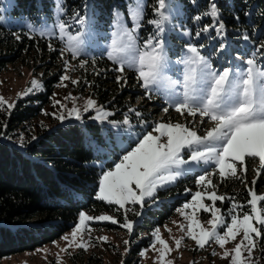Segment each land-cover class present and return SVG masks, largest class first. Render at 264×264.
Masks as SVG:
<instances>
[{
    "label": "snow or ice",
    "instance_id": "6c2138e0",
    "mask_svg": "<svg viewBox=\"0 0 264 264\" xmlns=\"http://www.w3.org/2000/svg\"><path fill=\"white\" fill-rule=\"evenodd\" d=\"M55 2L57 16L54 28L59 29V39L65 44L61 49V55L66 51L75 59L83 51V32L73 35L68 31L71 24L60 19V14L66 11L63 0H55ZM156 5L153 8L156 18L148 20L149 24L155 26V32L148 36L142 47L138 46L136 33L144 17L143 0H133L128 6L131 28L127 27L120 18V13L115 14L113 20L115 31L112 32L107 58L117 65L113 71L123 73L126 66L134 69L137 80L142 81L141 87L145 89L149 99L152 91L159 92L165 96L169 106L174 107L177 113L192 117L193 120L189 124L156 122L151 131L144 133L135 141L133 147L123 150V154L113 162L112 167L102 170L96 199L117 205V211L123 209L124 223L121 226L131 233L134 222L128 219L127 214L131 211L136 216H140L141 212L136 211L135 208H127L126 205H140L143 208L146 199L155 200L159 190L166 189L181 176L194 171L195 167L201 164L214 165L212 172L204 171L202 175L196 177V185L202 186L205 190L193 193L191 200L177 209V212L188 222L186 225L181 223L178 227L201 249L210 242L219 245L224 249L222 258L229 259V264H256L253 259V251L256 248L255 238L264 239V206L258 207V204L264 205V194H257L254 191L256 185L254 178L251 181L253 188L248 189L250 199L240 203L235 197L218 195L211 176L218 174L221 181L232 178L244 182L243 173L247 171L246 160L258 159L259 166L254 170L257 177L264 171V63L260 62L264 60V51H262L264 41L260 42L248 58L238 56L237 59H241L240 65L234 68L225 67L222 70L214 68L210 60L201 54L200 49L204 45L201 44L198 48L189 43L186 45L188 55L180 61L184 65L183 79L171 81L163 74L167 53L162 36L166 32L165 25L171 22L168 5L166 0H156ZM202 15L210 16L213 24L205 25L197 31L196 37H200L202 32L207 33L211 27H216L218 36L224 34V23L219 21L217 25L219 10L215 2L210 3L208 10L195 16L194 19L199 21ZM69 20L81 26L86 23V17L81 16L79 11H74ZM39 34L55 35V32L41 30ZM16 39L20 37L17 36ZM243 39L248 41L249 37L245 34ZM49 48L55 50L52 49L51 44ZM220 48L223 49L224 44H221ZM86 63L87 61L81 60L80 66L83 67ZM64 64L65 69H68V61ZM60 79L64 81L70 78L65 74ZM116 79L117 83L122 80L126 83L122 75L117 76ZM72 83L75 84L77 81L73 80ZM179 84H182L183 91L178 93L175 87ZM31 85L18 95L26 96L34 89L42 88L41 82L36 79L31 81ZM65 99L75 101L71 95ZM53 103L54 106L60 104L59 101ZM13 107L14 104L0 96V109L7 111ZM60 107L66 108V105L60 104ZM93 108L96 110L95 117H92L94 120L104 121L111 115L103 109V106H97L93 99H87L83 111L88 112ZM163 111L167 113L169 108L165 107ZM129 112H135L137 117L141 116V113L133 108H130ZM52 115L61 121L66 119L63 114ZM73 115L77 120L82 116L80 108L76 107L75 103L67 110V116ZM196 117H199L200 124L207 122L212 125L202 135L195 130ZM109 123L115 127H120L121 124L131 127L127 113L122 122L109 121ZM2 135L3 133H0V136ZM32 139L37 138L33 136ZM20 144L21 146L24 144L22 136ZM208 186H211V190H207ZM205 199L211 201V204H206ZM226 200L231 206L226 212H222L216 207V202ZM189 208L192 209L191 213L186 211ZM200 210L211 214L212 218L207 221L211 225L210 228L203 227L197 218L196 213ZM91 221L118 223L113 216L106 214L90 216L81 211L70 235L63 237L67 245L62 251H67L73 245L87 250L89 244L85 241L83 233L91 232L88 223ZM153 237L151 247L159 254L158 264H173V261L166 260V255L172 249L161 237L159 229L154 230ZM184 238V236L179 239L174 238L177 249ZM91 239L89 235L88 240ZM95 239L98 242L108 240L106 236ZM230 241L235 242V245L228 249L225 245ZM157 242L160 248H156ZM124 243L128 244V241ZM146 252L147 250H143L140 255L145 256ZM212 254L218 255L215 251Z\"/></svg>",
    "mask_w": 264,
    "mask_h": 264
},
{
    "label": "rangeland",
    "instance_id": "374dc122",
    "mask_svg": "<svg viewBox=\"0 0 264 264\" xmlns=\"http://www.w3.org/2000/svg\"><path fill=\"white\" fill-rule=\"evenodd\" d=\"M133 0H128L126 8L115 7L112 12V19L108 26L104 25L103 19L99 17L96 8L92 10L88 3L85 4L81 16L86 17V23L81 26L70 21L69 18L73 15L66 17L65 13L60 14V19L66 23H70L68 31L75 35L77 32H83V51L81 55L75 59L72 58L71 53L64 52L60 54V61L63 64L64 72L63 75H67L70 79L61 81L56 84L54 92L52 94L51 103L45 105L42 114L34 118L32 123H28L25 130L16 133L14 136H0V139L13 138L20 142L21 136L23 140L31 138L34 133L35 123H44V125H51L55 122H64L67 120L77 121L84 123L85 121H96L101 125V129L105 132L106 144L104 143H93V146L98 151H105L101 154V159L98 160L99 166L102 170L112 167L114 161L118 160L119 156L123 154V150H129L134 146L135 141L142 137V135L152 130V127L156 122H171V123H185L189 124L193 118L186 115L182 116L177 113L174 107L169 106V102L165 96L159 92L152 91L151 99L145 93V89L141 87L142 81L137 80V73L134 69L125 67L123 73L115 72L117 76H123L126 80L121 81V85L129 87L130 90L126 97L127 106L120 108V106H111L107 101H99L93 95L86 92H79L75 84L72 83L76 80V74L81 68L80 61H97V56H105L107 58L108 46L111 43L112 32L115 31L113 26V20L116 13L121 14V19L125 22L127 27H132L131 19L128 16V6ZM13 0H0V22L8 26H16L18 28H24L31 35L41 36L39 33L41 30H53L55 35H45L43 37H58L59 29L54 28L56 23V2L54 0L52 17L41 16L39 18H29L19 15H13L10 12ZM144 4V17L141 22V27L137 30V43L138 46L142 47L144 41L147 40L150 34H154L155 26L148 23V20L154 19L155 14L151 17L146 18V0H143ZM168 5V15L170 16V23L166 24V32L162 38L165 41V50L167 53L166 66L163 69V74L166 78L171 81H182L184 65L180 63L186 55H188L186 45L191 43L199 48L202 44L204 47L200 49L201 54L207 57L212 63L213 67L217 70H222L225 67L234 68L241 64V61L233 60L232 54L226 50L222 52L221 48H213L209 40H203L200 37H196L195 33L191 29V19L184 13L182 3L180 0H166ZM188 33V34H186ZM190 34V35H189ZM63 47L65 44L63 42ZM108 59V58H107ZM68 61L69 67L65 69L64 62ZM41 60L32 58L31 56H23L18 60L8 63L2 70H0V96H3L9 103L14 104L15 101L24 96L18 94L23 93L26 89L31 87V81L36 79L41 82L43 88V78L48 75L50 71L56 69V65L50 63L41 64ZM108 65L113 70L117 67L113 61L108 59ZM127 71L135 72V79L128 80L125 77ZM40 89H34L33 92L28 95L40 91ZM176 92H182V84L176 85ZM75 98L65 99V97ZM27 96V95H26ZM93 99L97 106H103V109L111 115L104 121H98L92 119L95 117L96 110L89 109L88 112L83 111V105L87 99ZM54 101H59L60 104L66 105V108H61L60 104L54 106ZM80 108L81 119L77 120L75 116H67V110L73 107V104ZM169 108V111L165 113L163 109ZM6 108V106H5ZM133 108L141 113L140 117L135 115V112H129V109ZM0 111H5L0 109ZM47 113V114H46ZM63 114L66 119L61 121L54 118L52 115ZM128 114L131 127L128 125L121 124L120 127H115L109 121L122 122L125 118V114ZM141 121L145 122L142 123ZM210 123L200 124L199 117L195 118V130L198 134L202 135L204 131L211 127ZM187 158V153H185ZM259 166L257 160H246L247 171L243 173L245 177L244 182L236 179L237 185L246 189L245 195L235 192L237 189L230 186H225L226 181H221L219 175H212L211 179L213 184L216 185L215 191L218 195H226L228 197H235L238 202L245 203L248 196V189L253 188L251 181L255 178L256 185L254 191L257 194H264V171L257 177L255 169ZM214 165H200L194 168V171L181 176L174 183L170 184L166 189H161L156 193L155 200L146 199L144 207L140 205H126L127 208H135L136 211L141 212L140 216H136L133 212H128V219L134 222L133 230L131 233L122 227L124 223V210L117 211V205H110L107 202V206L97 210H82L87 215L99 216L106 214L113 216L118 223L113 224L110 221H91L88 222L91 228V232L83 233L85 241L89 244L87 250L77 248L75 245L68 248L67 251H62L67 245V241L63 237L70 235L73 227L78 222L79 215L76 222L67 230L62 232L59 236L54 239L39 245L33 249H27L10 253L0 257V264H158L157 257L158 252L154 251L151 247L154 237L153 232L156 229L160 230L161 237L167 241L169 247L172 249L170 253L166 255V260L173 261V264H229V259L222 258L221 254L224 249H221L219 245L214 242H210L203 249L199 248L195 241L185 236L184 232L178 227L179 224H187L188 222L183 216L177 212V209L191 200V195L196 191L205 190L202 186H197L195 183L196 177L202 175L204 171L212 172ZM101 170V172H102ZM239 171V165H238ZM258 179L260 181L258 182ZM223 183V184H222ZM189 190V191H186ZM207 190H211V186H208ZM206 204H211V201L205 199ZM172 206L171 212L168 217L162 222H156L158 213H161V209L164 207ZM229 201H217L216 207L220 208L222 212H226L227 208L230 207ZM264 205H259L262 207ZM247 210V208L245 209ZM189 213L192 209L189 208ZM201 225L205 228H210L211 225L207 223L210 220L211 214L205 213L200 210L196 213ZM226 219H228L226 217ZM175 222V223H174ZM169 229L171 231H169ZM92 239L88 240V236ZM100 236H106L107 242L97 241L95 238ZM181 236L185 238L181 242L180 247L177 249L175 240ZM79 239V237H78ZM256 239V248L253 251V259L256 264H264V239ZM239 240V237H238ZM124 241H128L125 244ZM235 245V242L230 241L225 245L226 248L231 249ZM159 243H156V248H160ZM127 248V251L125 249ZM143 250H147L145 256H141L140 253ZM213 251L218 255H213ZM59 257V261H58Z\"/></svg>",
    "mask_w": 264,
    "mask_h": 264
},
{
    "label": "trees",
    "instance_id": "16d2710c",
    "mask_svg": "<svg viewBox=\"0 0 264 264\" xmlns=\"http://www.w3.org/2000/svg\"><path fill=\"white\" fill-rule=\"evenodd\" d=\"M127 1L63 0V7L67 17L74 11L83 12L88 3L92 10L97 9L108 26L114 8H126ZM180 1L194 32L213 24L210 16L202 15L199 21L194 17L206 12L209 4L215 2L219 10L217 25L219 21L224 23V34L218 36L216 27H211L207 33H201V39L209 40L213 48L224 44L222 52L228 50L233 60L241 61L238 56L248 58L264 41V0ZM53 5L54 0H13L10 12L32 19L49 18ZM154 6H157L156 0H146V18L155 14ZM245 34L248 41L243 39ZM49 44L55 50H50ZM62 48L63 41L58 37L31 35L24 28L0 22V70L25 55L41 60V64L57 66L43 78L40 91L18 98L12 109L0 111V133L14 136L25 130L28 123L43 113L45 105L51 103L55 86L65 71L60 61ZM97 57L95 63L87 61L79 68L75 80L77 90L111 106L125 108L129 104L126 99L129 87L117 83L105 56ZM125 77L129 81L135 79V72L127 71ZM33 127L32 135L37 139L25 138L23 146L13 138L0 139V257L42 245L70 228L82 210L107 206L96 199L102 170L98 160L105 151L96 150L93 143H107L101 125L96 121L82 124L67 120L49 126L35 123ZM225 186L239 187L235 192L246 193L236 179ZM172 208L161 209L156 222L162 223Z\"/></svg>",
    "mask_w": 264,
    "mask_h": 264
}]
</instances>
